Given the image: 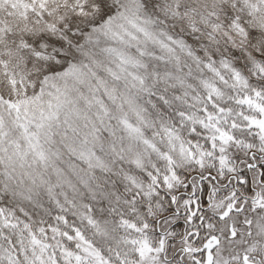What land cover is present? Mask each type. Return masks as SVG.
<instances>
[{
  "label": "snow or ice",
  "instance_id": "1",
  "mask_svg": "<svg viewBox=\"0 0 264 264\" xmlns=\"http://www.w3.org/2000/svg\"><path fill=\"white\" fill-rule=\"evenodd\" d=\"M0 264H264V0H0Z\"/></svg>",
  "mask_w": 264,
  "mask_h": 264
}]
</instances>
